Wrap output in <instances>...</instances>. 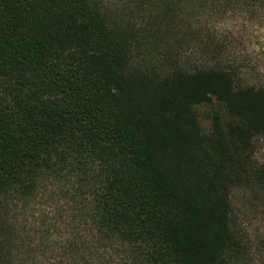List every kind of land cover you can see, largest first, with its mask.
<instances>
[{
	"label": "trees",
	"instance_id": "1",
	"mask_svg": "<svg viewBox=\"0 0 264 264\" xmlns=\"http://www.w3.org/2000/svg\"><path fill=\"white\" fill-rule=\"evenodd\" d=\"M259 13L0 0V264H264L233 203L264 193V75L218 29Z\"/></svg>",
	"mask_w": 264,
	"mask_h": 264
},
{
	"label": "rangeland",
	"instance_id": "2",
	"mask_svg": "<svg viewBox=\"0 0 264 264\" xmlns=\"http://www.w3.org/2000/svg\"><path fill=\"white\" fill-rule=\"evenodd\" d=\"M218 29L242 33L247 39L253 62L261 67L264 75V15L262 13L257 16L240 15L220 24ZM203 120V125L208 126L206 119ZM255 158L264 165V139L257 142ZM233 203L236 219L243 229L254 238L253 240L263 241L264 193L257 189H239L233 192ZM257 257L260 259L262 256L259 253Z\"/></svg>",
	"mask_w": 264,
	"mask_h": 264
}]
</instances>
